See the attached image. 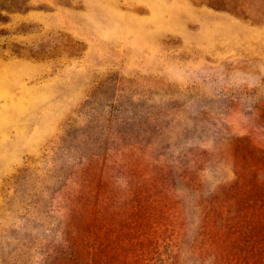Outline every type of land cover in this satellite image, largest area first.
I'll return each instance as SVG.
<instances>
[{
	"label": "rangeland",
	"instance_id": "rangeland-1",
	"mask_svg": "<svg viewBox=\"0 0 264 264\" xmlns=\"http://www.w3.org/2000/svg\"><path fill=\"white\" fill-rule=\"evenodd\" d=\"M0 264H264V0H0Z\"/></svg>",
	"mask_w": 264,
	"mask_h": 264
}]
</instances>
